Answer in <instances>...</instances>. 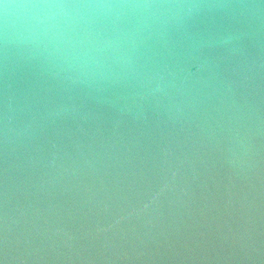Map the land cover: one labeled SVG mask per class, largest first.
<instances>
[{"label": "water", "instance_id": "1", "mask_svg": "<svg viewBox=\"0 0 264 264\" xmlns=\"http://www.w3.org/2000/svg\"><path fill=\"white\" fill-rule=\"evenodd\" d=\"M0 0V264H264V0Z\"/></svg>", "mask_w": 264, "mask_h": 264}, {"label": "clouds", "instance_id": "2", "mask_svg": "<svg viewBox=\"0 0 264 264\" xmlns=\"http://www.w3.org/2000/svg\"><path fill=\"white\" fill-rule=\"evenodd\" d=\"M47 5L35 7L26 11L25 15L31 21L29 38L40 40L50 35L59 36L60 25H74L86 17L96 14L97 10L68 8L61 5L60 0H38Z\"/></svg>", "mask_w": 264, "mask_h": 264}]
</instances>
